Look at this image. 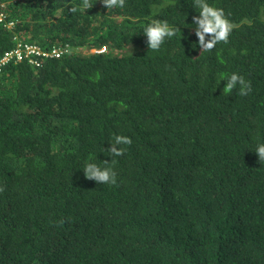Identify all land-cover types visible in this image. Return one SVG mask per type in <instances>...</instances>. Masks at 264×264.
I'll return each mask as SVG.
<instances>
[{
    "label": "trees",
    "instance_id": "trees-1",
    "mask_svg": "<svg viewBox=\"0 0 264 264\" xmlns=\"http://www.w3.org/2000/svg\"><path fill=\"white\" fill-rule=\"evenodd\" d=\"M82 2L18 0L0 24V56L16 35L107 47L0 72V264H264V0H207L234 25L211 51L194 0ZM153 19L177 29L158 51ZM232 73L249 95L224 91ZM105 160L116 185L85 178Z\"/></svg>",
    "mask_w": 264,
    "mask_h": 264
},
{
    "label": "clouds",
    "instance_id": "clouds-1",
    "mask_svg": "<svg viewBox=\"0 0 264 264\" xmlns=\"http://www.w3.org/2000/svg\"><path fill=\"white\" fill-rule=\"evenodd\" d=\"M18 1V0H17ZM16 1V2H17ZM16 2H11L7 10V22L14 21V27L9 28L5 23L0 22L1 25L14 31L16 27V21L9 19L10 5L15 4ZM104 7L108 10L113 8H124L126 0H101ZM82 9L87 10L91 9L93 5L90 3V0H83ZM193 7L199 9L198 16L192 18V24L195 25V35L198 38V45L202 51H211L216 44L229 42V37L233 31L234 25L233 22L225 14L224 9L217 8L213 5H210L207 0H194ZM72 12L76 11V8L71 9ZM188 27H191L190 25ZM177 29L170 26L167 20L153 19L143 28V34L147 37V45L149 50L158 51L161 46L164 44L166 38H171L176 35ZM17 36V35H16ZM64 46L67 48V51L61 57H50V58H41V63L47 59H60L74 52L85 53H105L107 52V47H102L100 49H93L91 51H86L84 49H75L70 44H61L54 45L45 50H51L54 47ZM28 62V61H27ZM30 63V62H28ZM31 64V63H30ZM35 67H40L41 65L31 64ZM1 72V71H0ZM227 83L224 87L225 92H232L234 89L238 90V95L247 96L252 91V85L250 81L245 80V78L238 73H232L229 78L226 79ZM132 140L130 137L125 135H116L113 138L111 147L107 149L110 156H123L126 152V148L122 145H131ZM255 153L259 157V161H264V144H259L255 150ZM104 167L97 165L96 163H87L84 167L85 178L88 180H94L98 184H108L116 185L117 184V173L116 171L108 166L109 161H104ZM4 188L0 187V192H3ZM60 225L65 223V220H60L58 222Z\"/></svg>",
    "mask_w": 264,
    "mask_h": 264
},
{
    "label": "built area",
    "instance_id": "built-area-1",
    "mask_svg": "<svg viewBox=\"0 0 264 264\" xmlns=\"http://www.w3.org/2000/svg\"><path fill=\"white\" fill-rule=\"evenodd\" d=\"M17 0H0V22L5 23L9 28L14 27L13 22H7V10L11 2H16ZM17 41L16 47L12 50L6 51L2 56H0V71L4 65L10 61H28L31 64L41 65V58L50 57H61L67 48L64 46L54 47L51 50H45L37 44H32L29 42H22L18 36L15 37Z\"/></svg>",
    "mask_w": 264,
    "mask_h": 264
}]
</instances>
